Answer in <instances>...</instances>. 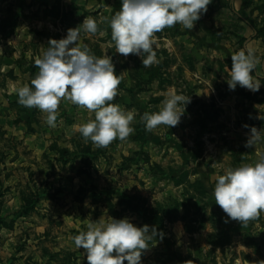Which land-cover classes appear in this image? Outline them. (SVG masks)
Listing matches in <instances>:
<instances>
[{"label":"rangeland","instance_id":"374dc122","mask_svg":"<svg viewBox=\"0 0 264 264\" xmlns=\"http://www.w3.org/2000/svg\"><path fill=\"white\" fill-rule=\"evenodd\" d=\"M40 2L25 17L56 23L46 31L37 28L34 41L15 50L17 55L0 53V264H88L86 250L77 249L72 238L105 210L163 233L142 252V264H218L225 231L207 205L201 169L192 163L202 164L205 148L209 151L204 129L211 111L204 98L211 83L219 86L221 65L231 69L233 34L247 11L236 0H212L192 30L179 25L155 34L157 62L148 68L136 55L116 53L107 26L98 25L95 34L82 31V43L97 57L111 56L122 73L111 103L135 113L134 132L126 140L97 147L73 127L94 119V112L62 99L57 125L49 127L46 113L17 102V90L31 86L38 74L35 59L49 40L66 37L61 0ZM106 2L111 8L102 17L111 19L121 0ZM252 5L247 1L244 10ZM257 7L258 36L264 38V0ZM100 11L84 17L100 19ZM1 31L10 37L6 28ZM164 32L171 51L163 49L166 40H158ZM169 92L191 97L180 105L186 109L181 122L146 131L142 115L159 111Z\"/></svg>","mask_w":264,"mask_h":264},{"label":"clouds","instance_id":"9594fccd","mask_svg":"<svg viewBox=\"0 0 264 264\" xmlns=\"http://www.w3.org/2000/svg\"><path fill=\"white\" fill-rule=\"evenodd\" d=\"M210 3L212 0H121L120 10L109 21L116 53L124 57L136 55L144 68L152 66L157 62L155 34L176 25L192 30ZM98 30L97 21L85 17L78 27L68 29L65 38L50 39L47 50L35 59L39 72L31 86L20 87L16 94L20 105L46 113L49 127L57 125L62 99L94 112V119L73 127L85 141L107 147L116 139L126 140L134 132L131 125L135 113L111 103L122 79L112 57H97L81 41V31L95 34ZM231 61L226 81L229 89L234 91L240 86L258 92L261 83L253 72L260 61L254 49L246 45L231 55ZM190 102L191 97L169 92L159 111H145L142 115L145 130L152 132L160 125L177 126L186 110L182 111L180 105ZM257 119L264 120V115ZM245 147H254L255 161L226 169L216 177L211 189L215 204L228 218L225 222L238 221L243 226L264 211V129L251 127ZM158 234L162 239L163 233L154 226L138 227L127 217L108 216L105 210L98 220L87 224L86 231L72 239L77 249L86 250L88 264H142V252Z\"/></svg>","mask_w":264,"mask_h":264},{"label":"crops","instance_id":"0c3cea01","mask_svg":"<svg viewBox=\"0 0 264 264\" xmlns=\"http://www.w3.org/2000/svg\"><path fill=\"white\" fill-rule=\"evenodd\" d=\"M40 1L43 0H0V53L13 52V56L17 55L18 52L16 54L15 50L25 49V45L30 40L34 41L35 33L33 32H36L37 28L44 26L42 29L46 31L47 26L56 23L54 19H40L33 15L31 18L25 17L26 14L30 13V10L34 12L41 7ZM44 1L57 3L60 0ZM245 1L236 0L241 9L247 11L248 14H244V17L239 16L240 28L236 30L232 38V41L235 42V48L228 54L231 57L246 45L254 49L260 62L253 75L259 76L261 88L258 92H252L240 86H237L234 91L230 90L226 82L229 78L230 68H224L221 65L223 76L218 81L219 86L216 87L211 83L209 90H207L208 96L204 98V101L210 105L211 111L205 117L208 128L205 126L204 129V137L208 138L205 142L209 151L205 148L202 164L199 162L192 163L194 167L201 169L199 173L200 177H203V184L207 193V205L211 213L219 218L221 227L225 231L223 241L226 243L220 248L221 258L218 264H236L237 261L240 264H245L246 261L248 264H264V211L244 226L238 221L229 220L226 223L225 220L228 218L223 210L215 204L211 192V189H214L216 177L224 174L226 169L255 161L254 147L248 148L245 147V144L249 138L251 127L254 126L258 130L264 129V120L257 119L259 115H264V38L258 36L255 22L257 19L255 11L259 9L257 7L258 0H252L255 6L252 5L251 9L246 8L244 10L247 1L250 0ZM60 5L63 18L59 20L63 24V36L67 35L70 27H78L81 20L85 18L84 16H87L86 14L101 10L98 14L99 17H102L106 9L111 8L106 0H61ZM95 20L99 22V26H107V35L111 34L110 18L102 17L100 19L95 18ZM12 26H16V29ZM175 27H179V25L168 29L173 30ZM4 28L11 34L10 37H4V33L1 31ZM23 28L26 29L23 30ZM100 34L105 35V32L102 31ZM48 35L44 36L47 37ZM164 35L165 32L158 40H166L168 43L163 45V49L168 48L171 51L172 42H169ZM17 42H20L19 46H16ZM23 42L24 45H22ZM42 51H46V49L43 48ZM215 55L214 53L213 56ZM256 105H259L258 108L254 107Z\"/></svg>","mask_w":264,"mask_h":264},{"label":"built area","instance_id":"2783aa9c","mask_svg":"<svg viewBox=\"0 0 264 264\" xmlns=\"http://www.w3.org/2000/svg\"><path fill=\"white\" fill-rule=\"evenodd\" d=\"M51 1H58V0H51Z\"/></svg>","mask_w":264,"mask_h":264}]
</instances>
